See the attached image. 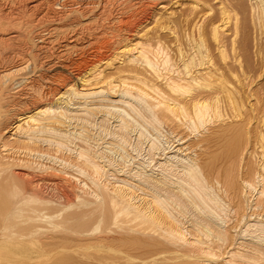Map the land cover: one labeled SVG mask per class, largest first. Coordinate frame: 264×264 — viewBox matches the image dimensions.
I'll list each match as a JSON object with an SVG mask.
<instances>
[{
    "label": "bare ground",
    "instance_id": "1",
    "mask_svg": "<svg viewBox=\"0 0 264 264\" xmlns=\"http://www.w3.org/2000/svg\"><path fill=\"white\" fill-rule=\"evenodd\" d=\"M183 1L0 0V264H264V0Z\"/></svg>",
    "mask_w": 264,
    "mask_h": 264
},
{
    "label": "rangeland",
    "instance_id": "2",
    "mask_svg": "<svg viewBox=\"0 0 264 264\" xmlns=\"http://www.w3.org/2000/svg\"><path fill=\"white\" fill-rule=\"evenodd\" d=\"M174 1H178L177 3L184 2L183 0H180V1H179V0H174ZM169 5H170V4H169ZM169 5H168V6H169ZM168 6H167V7H168ZM159 7H160V5H159V4H156L155 7H153L152 10H155V9L158 10ZM169 7H170V6H169ZM158 11H159V10H158ZM121 33H126V31H125V32H121Z\"/></svg>",
    "mask_w": 264,
    "mask_h": 264
}]
</instances>
